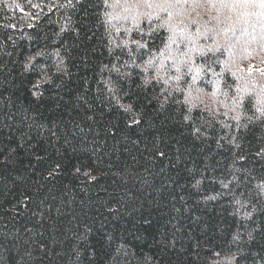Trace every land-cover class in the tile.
Wrapping results in <instances>:
<instances>
[{"label":"trees","instance_id":"trees-1","mask_svg":"<svg viewBox=\"0 0 264 264\" xmlns=\"http://www.w3.org/2000/svg\"><path fill=\"white\" fill-rule=\"evenodd\" d=\"M15 3L0 0V264H264V127L186 122L180 92L102 71V0Z\"/></svg>","mask_w":264,"mask_h":264},{"label":"snow or ice","instance_id":"snow-or-ice-1","mask_svg":"<svg viewBox=\"0 0 264 264\" xmlns=\"http://www.w3.org/2000/svg\"><path fill=\"white\" fill-rule=\"evenodd\" d=\"M72 2L68 0L69 5ZM15 6L20 7L18 3ZM102 6L107 33L105 46L114 58L110 65H103L102 71L109 69L121 79H131L133 72L127 69H134L142 86L160 87L165 101L172 96L169 89L180 92L184 99L176 102L187 106L188 114L183 116L186 122H192L190 113L198 109L209 113L212 121L224 129L233 125L218 118L230 114L237 131L248 128V124L241 123L242 116H246L248 123L259 122L264 127V0H102ZM253 22L260 25V33H256L255 27L248 31ZM245 36L251 39L242 41ZM225 54L226 58L221 59ZM244 61L248 63L241 67ZM226 73L232 77L231 83ZM219 96L228 102L219 101ZM221 105L227 111H221ZM120 107L125 112L132 111V105ZM250 111L252 115L248 116ZM132 123L140 121L133 119ZM200 132L193 124V134ZM225 139L229 145L239 147L237 136L227 138L225 133L220 140ZM218 145L224 147L219 141ZM256 155L264 157V148ZM238 159L245 157L239 155ZM201 183L196 180L195 186ZM220 183L229 188L223 180ZM256 187L264 194V178ZM233 199L243 207L239 198ZM230 260L235 261L236 257Z\"/></svg>","mask_w":264,"mask_h":264}]
</instances>
